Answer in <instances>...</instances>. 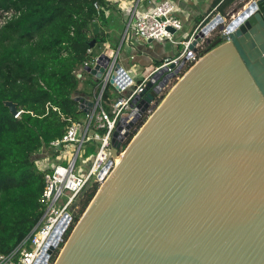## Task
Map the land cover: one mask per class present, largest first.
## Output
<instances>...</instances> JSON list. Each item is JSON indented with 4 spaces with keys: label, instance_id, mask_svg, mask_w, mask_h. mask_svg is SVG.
<instances>
[{
    "label": "water",
    "instance_id": "1",
    "mask_svg": "<svg viewBox=\"0 0 264 264\" xmlns=\"http://www.w3.org/2000/svg\"><path fill=\"white\" fill-rule=\"evenodd\" d=\"M90 29L94 49L103 32L98 22ZM227 31L158 101L56 264H264V0ZM113 64L101 53L86 72L101 81ZM130 81L116 63L109 84L121 93ZM151 87L135 98L139 107L156 97ZM76 102L93 114L94 101ZM5 106L19 116L16 104Z\"/></svg>",
    "mask_w": 264,
    "mask_h": 264
},
{
    "label": "trees",
    "instance_id": "2",
    "mask_svg": "<svg viewBox=\"0 0 264 264\" xmlns=\"http://www.w3.org/2000/svg\"><path fill=\"white\" fill-rule=\"evenodd\" d=\"M242 2L216 0L215 6L227 15L232 9H241ZM95 4L110 10L108 0H0V12H15L0 29V255L14 251L44 215L45 172L38 163L55 158L51 144L61 140L73 122L88 119L76 98L93 97L97 82L88 74L92 79L80 89L83 78H78L77 72L88 59L100 56L106 43L103 32L96 45L98 53L96 47H89L91 24L108 26L104 12L98 15ZM207 17L197 27L207 24L211 19L205 21ZM223 43L217 37L199 52V58ZM90 85L94 89L87 92ZM109 86L103 95L105 101L110 98ZM6 102L17 105L18 117L11 115ZM98 190L99 185L93 184L83 192L75 224Z\"/></svg>",
    "mask_w": 264,
    "mask_h": 264
},
{
    "label": "built area",
    "instance_id": "3",
    "mask_svg": "<svg viewBox=\"0 0 264 264\" xmlns=\"http://www.w3.org/2000/svg\"><path fill=\"white\" fill-rule=\"evenodd\" d=\"M110 1L108 0V2ZM141 1L133 0L130 11L126 13L128 22L124 33V41L177 44L175 35L182 30L183 25L181 20L175 16V5L170 0L160 2L150 0L148 9L140 11ZM245 1L243 0L241 9H235L237 10L236 13H233L235 10L227 15L212 12L205 19L206 21L211 18L207 24L202 23L199 25L188 39L181 42L183 51L180 54L165 58L160 65L152 68L139 81L136 82L132 76L133 74L125 70L131 81L119 93L120 97L110 106V111H107L105 108L107 104L103 95L106 87L110 85V77L117 63L118 55L114 57L112 68L109 69L107 76L102 79L105 85L104 90L100 93H94L96 105L93 114L87 116L88 119L85 123L73 122L63 138L51 144L56 155L53 159L59 163L52 164L51 159L38 163L40 170L45 172V189L41 198L44 215L29 236L14 251L0 255V264H56L57 258H59L71 236L65 240L67 232L73 225V231L76 228L74 214L72 213L76 200L93 184H98L99 190L102 188L115 170L116 160L125 153L124 145L126 142H131L153 116L160 106L158 101L160 99L164 101L182 78L203 58H199V52L204 51L217 37L222 39L227 37L229 35L227 31L229 24L261 0H247L246 3ZM126 2L127 0H121L120 4L126 6ZM95 9L98 15L104 12L107 17L110 16L108 15L109 9L106 10L98 4H95ZM14 16L15 12L13 11H1L0 29L6 26ZM208 27L209 30L203 34L200 42L196 43L194 49H190L196 37ZM170 28L175 32H171ZM89 54H92V50ZM98 57L95 60L88 59L77 73L86 72L87 68L94 67ZM182 64L183 68L177 74L176 71ZM155 75H159L160 79H154ZM148 84H152V87L147 94L155 92L157 95L150 104L139 107L141 102H135V98ZM133 112H137L139 118L129 128L126 138L122 140L118 149V155L115 157L112 154L113 137L120 124L124 122L122 117ZM141 124L142 126L139 129ZM92 129H94L93 136L89 137ZM97 141L100 142L97 153L91 158L87 173L82 175L76 171L78 158L85 153L83 149L86 144ZM103 172H105L104 180H102ZM64 196L66 201L62 200ZM52 248L54 250L50 254ZM54 258L55 261L52 263Z\"/></svg>",
    "mask_w": 264,
    "mask_h": 264
},
{
    "label": "crops",
    "instance_id": "4",
    "mask_svg": "<svg viewBox=\"0 0 264 264\" xmlns=\"http://www.w3.org/2000/svg\"><path fill=\"white\" fill-rule=\"evenodd\" d=\"M121 0H111L109 3H115L120 5ZM126 1V0H124ZM158 2L163 0H157ZM176 7L175 16L181 20L183 28L180 32L175 35V42L177 44H172L170 42L157 43V42H144V41H124V33L127 26V14H121V24L119 28H105L99 23L102 32H104L105 44L108 45V50L106 54L118 55L117 62L123 67L124 70L133 73V77L138 78V81L146 74H148L152 68H154L159 62H162L165 58L175 57L183 51V46L181 42L188 39L195 29L199 21L203 20L205 17L209 16L210 13L214 12L221 13L215 6L216 0H170ZM126 11H130L131 6L133 5V0H127ZM150 6V0H142L139 5L140 11H145ZM112 11V6H110ZM235 9H232L233 11ZM229 11V12H231ZM228 12V13H229ZM222 14V13H221ZM119 15V13H118ZM120 16V15H119ZM117 19V17H115ZM113 18V20L115 19ZM113 22V21H112ZM120 26V24H119ZM110 39L108 38V35ZM130 42V43H129ZM111 47V48H110ZM103 53V52H102ZM122 58V62H119ZM121 61V60H120ZM83 74V73H82ZM82 75V80H90V74ZM93 77V76H92ZM96 80V78L93 77ZM98 82V81H97ZM84 86L83 83L80 85V89ZM115 98H110L106 101L107 108L114 103L117 99V96H120L117 90L114 88ZM95 93V91H93ZM89 100L94 101L93 97H88Z\"/></svg>",
    "mask_w": 264,
    "mask_h": 264
},
{
    "label": "rangeland",
    "instance_id": "5",
    "mask_svg": "<svg viewBox=\"0 0 264 264\" xmlns=\"http://www.w3.org/2000/svg\"><path fill=\"white\" fill-rule=\"evenodd\" d=\"M111 4V6H112V11L110 10V12L108 13V15H110V16H106L105 15V19H106V21L108 22V26L110 27V28H113L114 30H115V28H120L121 26H122V24L120 23L121 22V19L120 18H122V15L121 14H125V13H127V11H126V9L127 8H123V6L120 4V5H116L114 2L113 3H110ZM127 4V3H126ZM118 13H119V15H118ZM115 17H117V19L115 18ZM113 18H115L114 20H113ZM113 21V22H112ZM119 24H120V26H119ZM105 28H108V26H106L105 24H102ZM108 35V38L110 39V36L111 35H109V34H107ZM108 45L107 44H105V43H103V48L102 49H100V51L99 52H103V53H105L106 54V51L108 50ZM111 48V47H110ZM95 51H96V53H98V47H96L95 49H94ZM108 55V54H107ZM109 57H111V58H114L115 57V55H111V54H109L108 55ZM121 60V61H120ZM120 60H119V62H122V58H120ZM118 63V62H117ZM84 73V72H83ZM85 75H86V73H84ZM133 74V73H132ZM137 77V76H136ZM136 77H133L134 79H135V81L137 82L138 81V78H136ZM95 82H97V80H95V79H93ZM81 82L84 84L85 83V81L84 80H81ZM102 86H103V82H102V80L99 82H97V86L95 87V90L94 91H96L97 93H100V91H101V89H102ZM94 89V86L93 85H90V86H88L87 87V92H92V90ZM109 94L111 95V98L112 99H114L115 98V91H114V88L113 87H111V86H109ZM93 93V92H92ZM105 108L107 109V111H110V108H107V106H105ZM85 122H87V120H83L82 121V123H85ZM93 132H94V129H92L91 130V132H90V135H89V137H92L93 136ZM98 144H100V142L99 141H97V142H91V143H89V144H86V146H85V148L83 149V151H85V153L84 154H82L79 158H78V161H77V166H76V171L77 172H79L80 174H82V175H85L86 173H87V171L89 170V166H90V160H91V158L92 157H94L95 155H96V153H97V149H98ZM127 148V147H126ZM126 148H125V150H126ZM123 156H124V154H123ZM122 158V157H121ZM88 160V161H87ZM52 164H54V163H59L57 160H54V159H52L51 158V161H50ZM97 195V194H96ZM80 198H81V196L76 200V202H75V204H74V206H73V209H72V213L75 215H78V212H79V210H80V207H79V202H80ZM62 200H64V201H66V197L64 196L63 198H62ZM84 215V214H83ZM83 217V216H82ZM82 217H81V219H82ZM80 219V220H81ZM80 220H79V222H80ZM79 222L76 224V226L79 224ZM58 259V258H57ZM57 261V260H56ZM56 263V262H55Z\"/></svg>",
    "mask_w": 264,
    "mask_h": 264
},
{
    "label": "bare ground",
    "instance_id": "6",
    "mask_svg": "<svg viewBox=\"0 0 264 264\" xmlns=\"http://www.w3.org/2000/svg\"><path fill=\"white\" fill-rule=\"evenodd\" d=\"M208 30H209V27L206 30H204L200 34V36H203V34L205 32H207ZM78 74H80L81 78H82V72H80ZM138 118H139V114L137 112H133L126 117V119L124 120L123 123L120 124V126L118 127V130L116 132V135H115V137L117 138L119 143H121L122 140L124 138H126L129 128L137 121ZM122 157H123V155H122ZM120 161H121V157H119V159L116 160L117 165L120 164Z\"/></svg>",
    "mask_w": 264,
    "mask_h": 264
}]
</instances>
